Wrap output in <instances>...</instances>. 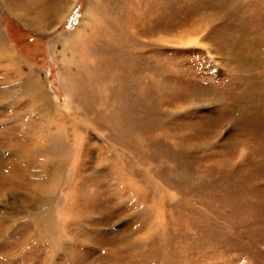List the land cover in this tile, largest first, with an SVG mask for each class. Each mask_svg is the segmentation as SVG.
Segmentation results:
<instances>
[{"label": "rangeland", "instance_id": "obj_1", "mask_svg": "<svg viewBox=\"0 0 264 264\" xmlns=\"http://www.w3.org/2000/svg\"><path fill=\"white\" fill-rule=\"evenodd\" d=\"M0 264H264V0H0Z\"/></svg>", "mask_w": 264, "mask_h": 264}, {"label": "bare ground", "instance_id": "obj_2", "mask_svg": "<svg viewBox=\"0 0 264 264\" xmlns=\"http://www.w3.org/2000/svg\"><path fill=\"white\" fill-rule=\"evenodd\" d=\"M20 5V4H19ZM89 16V15H88ZM91 20V19H90ZM69 39H67V41H68Z\"/></svg>", "mask_w": 264, "mask_h": 264}]
</instances>
